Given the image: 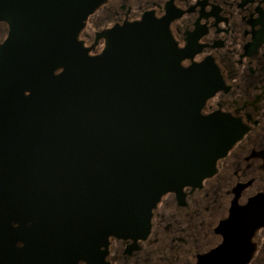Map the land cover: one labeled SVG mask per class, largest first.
Here are the masks:
<instances>
[{"label":"water","instance_id":"obj_1","mask_svg":"<svg viewBox=\"0 0 264 264\" xmlns=\"http://www.w3.org/2000/svg\"><path fill=\"white\" fill-rule=\"evenodd\" d=\"M103 1L0 0V264L99 261L237 136L227 115L201 113L216 85L150 18L97 32L89 52L78 34Z\"/></svg>","mask_w":264,"mask_h":264},{"label":"flooded vegetation","instance_id":"obj_2","mask_svg":"<svg viewBox=\"0 0 264 264\" xmlns=\"http://www.w3.org/2000/svg\"><path fill=\"white\" fill-rule=\"evenodd\" d=\"M143 17L216 85L201 113L227 115L237 136L199 184L160 197L144 236H109L99 261L77 264H264V0H104L78 38L96 53L97 32ZM9 32L0 16V44Z\"/></svg>","mask_w":264,"mask_h":264}]
</instances>
